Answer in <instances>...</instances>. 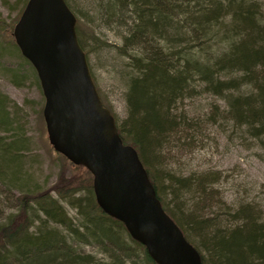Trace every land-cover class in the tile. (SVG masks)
<instances>
[{"label": "trees", "instance_id": "16d2710c", "mask_svg": "<svg viewBox=\"0 0 264 264\" xmlns=\"http://www.w3.org/2000/svg\"><path fill=\"white\" fill-rule=\"evenodd\" d=\"M104 8L111 21L122 24L124 14L128 16L122 43L115 49L128 59L132 75L122 121L100 100L113 116L124 145L136 151L162 209L202 264H264V220L258 206L227 205L217 172L181 178L167 168L175 149L200 145L202 120L190 118L181 108L200 92L226 100V108L214 106L206 121L221 119L243 129L264 159V4L260 0H109ZM18 19L8 25L0 21V35L4 33L12 47H16L12 31ZM75 31L86 55L85 33L78 20ZM5 100L0 95V190L22 181L19 162L27 141L14 128L19 110L7 111ZM54 154L61 160L62 172L52 188L20 191L11 196L13 211L0 210V264H155L124 226L97 206L88 171ZM63 205L74 212L73 217ZM75 245L91 246L99 257Z\"/></svg>", "mask_w": 264, "mask_h": 264}, {"label": "water", "instance_id": "95a60500", "mask_svg": "<svg viewBox=\"0 0 264 264\" xmlns=\"http://www.w3.org/2000/svg\"><path fill=\"white\" fill-rule=\"evenodd\" d=\"M64 0H28L12 37L36 73L52 150L88 171L97 206L120 222L155 264H202L164 212L136 151L101 103Z\"/></svg>", "mask_w": 264, "mask_h": 264}, {"label": "rangeland", "instance_id": "374dc122", "mask_svg": "<svg viewBox=\"0 0 264 264\" xmlns=\"http://www.w3.org/2000/svg\"><path fill=\"white\" fill-rule=\"evenodd\" d=\"M24 1L0 0V21L8 25L19 18ZM108 2L67 0L85 33V51L88 52L85 57L98 96L120 122L126 116V87L132 71L127 65L128 59L120 56L115 48L122 43L121 37L126 25L124 21L127 22L128 16L124 14L122 24L111 21L104 8ZM260 2L264 4V0ZM215 44L218 43L212 45ZM219 46H214V49ZM16 48L7 44L4 33L0 35V95L6 99L3 104L7 111L14 110V107L19 110V124L14 125V128L18 133H24L27 139L24 141L27 155L24 154L19 162L24 174L22 181L18 180L14 185L0 190V210L4 213L13 211L11 196L35 187L52 188L62 172L61 160L55 156L47 141L42 117L44 99L36 73L28 61L30 67L21 60V54ZM214 106L223 110L226 108V100L200 92L183 103L181 108L190 118L202 120L200 145L184 151L175 149L167 159V168L181 178L194 173L217 172L221 176L218 188L224 202L232 208L242 203L254 204L263 212L264 220L262 152L243 129L235 128L231 122L221 119L206 121ZM18 127H21L20 130H17ZM64 173L70 175L69 171ZM63 206L69 216L73 217L74 212L66 205ZM75 247L81 252L99 257L91 246Z\"/></svg>", "mask_w": 264, "mask_h": 264}]
</instances>
